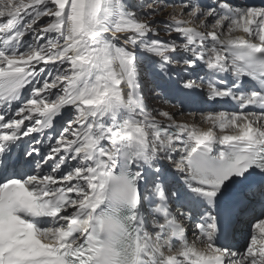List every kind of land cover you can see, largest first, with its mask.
I'll list each match as a JSON object with an SVG mask.
<instances>
[{"label": "snow or ice", "instance_id": "6c2138e0", "mask_svg": "<svg viewBox=\"0 0 264 264\" xmlns=\"http://www.w3.org/2000/svg\"><path fill=\"white\" fill-rule=\"evenodd\" d=\"M0 18V264H264V0H0ZM152 93L234 110L202 130Z\"/></svg>", "mask_w": 264, "mask_h": 264}, {"label": "rangeland", "instance_id": "374dc122", "mask_svg": "<svg viewBox=\"0 0 264 264\" xmlns=\"http://www.w3.org/2000/svg\"><path fill=\"white\" fill-rule=\"evenodd\" d=\"M173 2L174 0H168L169 4ZM173 12H175V14L177 15V18H181L180 17L181 9L179 6H177L175 9L171 7L165 8L164 12L161 13L159 16L155 17V19L156 20H167L169 19L168 14L173 13ZM183 18L188 19L187 16H184ZM0 20H3V18H0ZM44 22L45 23L47 22V18H44ZM168 35L169 34L165 32H161L160 38L168 39ZM202 88L206 91L207 89L206 82L203 84ZM145 103L148 105L149 110L155 109L160 112H169L170 114H174L175 120H178L176 121L178 123L188 124L190 126L194 125L197 128L202 129V130L209 128L210 124L207 123L203 119V116L213 110L209 108L208 104H205L202 102L199 95L195 96L190 101H185V103L181 105L172 95L166 96L163 94L152 93V94L147 95ZM181 115H183L182 119H179L178 116H181Z\"/></svg>", "mask_w": 264, "mask_h": 264}, {"label": "bare ground", "instance_id": "6f19581e", "mask_svg": "<svg viewBox=\"0 0 264 264\" xmlns=\"http://www.w3.org/2000/svg\"><path fill=\"white\" fill-rule=\"evenodd\" d=\"M225 34L227 35V32H225ZM237 34H240V33H234L233 35H237ZM182 116L183 115H181V116H178L179 117V119H182ZM177 118V117H176ZM176 121H178V120H176ZM185 122V121H184ZM209 127H211V125H209ZM204 130H207V129H204ZM245 232L247 233V229L245 230ZM191 238H192V240L194 239V237L193 236H191Z\"/></svg>", "mask_w": 264, "mask_h": 264}]
</instances>
